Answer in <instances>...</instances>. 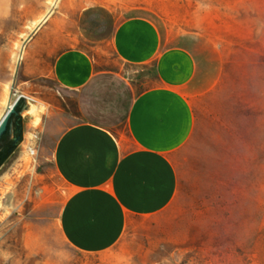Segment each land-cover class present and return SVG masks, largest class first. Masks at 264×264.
<instances>
[{"label": "rangeland", "instance_id": "obj_1", "mask_svg": "<svg viewBox=\"0 0 264 264\" xmlns=\"http://www.w3.org/2000/svg\"><path fill=\"white\" fill-rule=\"evenodd\" d=\"M48 4L0 0V115L19 93L36 103L24 141L0 171V264H264V0H60L36 27ZM92 4L103 5L76 14ZM130 15L152 19L167 45L192 48L211 71L193 91L194 131L175 153V199L132 219L114 246L84 252L60 231L67 186L52 160L59 132L83 115L53 61L73 45L89 50L105 70L89 100L106 107L92 112L119 118L157 79L154 62L128 65L112 50L113 26ZM74 18L78 29L68 31Z\"/></svg>", "mask_w": 264, "mask_h": 264}, {"label": "crops", "instance_id": "obj_2", "mask_svg": "<svg viewBox=\"0 0 264 264\" xmlns=\"http://www.w3.org/2000/svg\"><path fill=\"white\" fill-rule=\"evenodd\" d=\"M100 5L82 6L76 14L86 17ZM77 24L74 18L64 27L77 30ZM111 47L125 64L154 62L157 73L156 82L134 93L117 119L92 112L106 107L89 100L105 70L89 50L73 45L53 61L58 83L76 91L83 115L59 132L52 160L67 186L60 231L84 252L114 246L132 219L158 214L175 199L180 184L175 153L194 131L193 91L211 71L192 48L167 45L158 25L146 16L120 19L111 31Z\"/></svg>", "mask_w": 264, "mask_h": 264}, {"label": "water", "instance_id": "obj_3", "mask_svg": "<svg viewBox=\"0 0 264 264\" xmlns=\"http://www.w3.org/2000/svg\"><path fill=\"white\" fill-rule=\"evenodd\" d=\"M35 107L32 96L19 93L0 119V171L24 141L26 119L33 114Z\"/></svg>", "mask_w": 264, "mask_h": 264}, {"label": "bare ground", "instance_id": "obj_4", "mask_svg": "<svg viewBox=\"0 0 264 264\" xmlns=\"http://www.w3.org/2000/svg\"><path fill=\"white\" fill-rule=\"evenodd\" d=\"M59 2H60V0H48V3H49L48 4V7H47L46 11L44 12V14L36 22V27H38L43 21H45L52 14V12L58 6ZM25 55H26V40H22V42H20L18 44V51L16 53L17 61L19 62V60H22L25 57ZM15 66H17V65H15ZM4 68H5V65L0 60V77H2L4 75ZM14 99L12 101H9L6 104L4 111L0 115V119L2 118L3 114L6 112V110L8 109V107L12 104V102L14 101Z\"/></svg>", "mask_w": 264, "mask_h": 264}]
</instances>
